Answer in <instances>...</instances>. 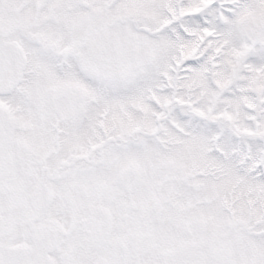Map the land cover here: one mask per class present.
<instances>
[{"label":"snow or ice","instance_id":"6c2138e0","mask_svg":"<svg viewBox=\"0 0 264 264\" xmlns=\"http://www.w3.org/2000/svg\"><path fill=\"white\" fill-rule=\"evenodd\" d=\"M0 264H264V0H0Z\"/></svg>","mask_w":264,"mask_h":264}]
</instances>
